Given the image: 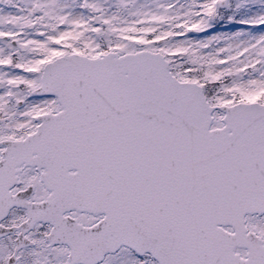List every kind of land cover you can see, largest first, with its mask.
I'll return each instance as SVG.
<instances>
[{
    "label": "snow or ice",
    "instance_id": "snow-or-ice-1",
    "mask_svg": "<svg viewBox=\"0 0 264 264\" xmlns=\"http://www.w3.org/2000/svg\"><path fill=\"white\" fill-rule=\"evenodd\" d=\"M0 264H264V0H0Z\"/></svg>",
    "mask_w": 264,
    "mask_h": 264
}]
</instances>
